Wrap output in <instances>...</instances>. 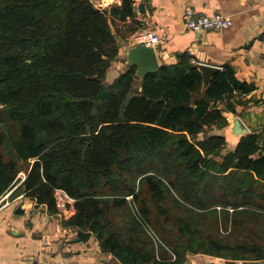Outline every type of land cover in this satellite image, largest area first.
I'll return each instance as SVG.
<instances>
[{"label": "trees", "instance_id": "trees-1", "mask_svg": "<svg viewBox=\"0 0 264 264\" xmlns=\"http://www.w3.org/2000/svg\"><path fill=\"white\" fill-rule=\"evenodd\" d=\"M133 2L107 10L91 0H0V124L2 115L16 121L15 136L0 130V195L20 180L18 162L31 159L16 189L50 212H57L54 188L64 189L75 210L64 223L82 240L94 235L122 264H180L204 253L203 245L209 254L257 256L264 247V129L224 153L216 150L224 135L205 132L227 124L219 103L235 112L254 85L225 64L203 87L185 53L142 77L132 64L106 80L119 48L113 18L132 17ZM139 172L146 174L135 190ZM108 188L116 193L98 191ZM131 203L136 211L115 222L112 210ZM216 205L230 206L231 215H219ZM140 220L153 223L170 256L146 238ZM228 221L240 236L234 245L215 236Z\"/></svg>", "mask_w": 264, "mask_h": 264}, {"label": "crops", "instance_id": "crops-1", "mask_svg": "<svg viewBox=\"0 0 264 264\" xmlns=\"http://www.w3.org/2000/svg\"><path fill=\"white\" fill-rule=\"evenodd\" d=\"M91 1L110 10L122 0ZM133 1L132 17L113 18L119 48L106 71L108 81L130 65L131 39L139 33L152 32L160 39L153 45L158 66H169L185 53L196 64L207 63L218 69L227 64L237 78L254 85L251 92L240 95L244 104H235V112L225 108V100L218 105L228 122L223 130L214 132L232 139L230 150L235 148L240 136L264 129V0ZM137 4L144 5V14L134 11ZM186 8L201 14L219 11L231 18L232 25L221 30L188 29L184 24ZM235 119L242 122L244 131L235 125ZM73 213L63 216L50 212L46 204L37 203L24 193L1 203L0 264H122L100 248L94 235L82 240L75 227L64 223ZM262 249L257 256L189 254L180 264H264Z\"/></svg>", "mask_w": 264, "mask_h": 264}, {"label": "rangeland", "instance_id": "rangeland-1", "mask_svg": "<svg viewBox=\"0 0 264 264\" xmlns=\"http://www.w3.org/2000/svg\"><path fill=\"white\" fill-rule=\"evenodd\" d=\"M107 80V79H106ZM137 81H138V79L136 78L135 79V84L137 83ZM136 87V86H135ZM227 122H228V120H227ZM0 130H2L3 132H4V134L6 135V134H8V135H16V121H14V119H13V117H12V115H2V121H1V124H0ZM216 130H223V127H221V128H218V127H215V126H213V127H211V128H206L205 129V132H207V133H211V132H214V131H216ZM203 135H202V133H200L199 135H198V137H202ZM225 137V139H224V144H223V147H217L216 148V150L218 151V152H221V153H224V152H226L227 150H230V148H231V145H232V139L231 138H227L226 136H224ZM74 139V138H73ZM172 145H175V141L174 140H170L169 142H168V145H167V148L165 149V151H172L171 150V148L170 147H168V146H172ZM3 151H4V155H5V157L6 158H9V157H11L12 156V148H11V144L9 143V141H8V139H6L5 140V142H4V145H3ZM210 156V158H212V159H219V156H216V157H213L212 155H209ZM169 157V156H168ZM170 158V157H169ZM31 162H32V160L30 159V160H27V161H19L18 162V165H19V168H20V170H19V172H18V174H17V177L20 179L19 181H18V183L12 188V191L10 192V194L5 198V200L6 201H9L10 200V197H13V196H15V195H18V194H20V193H22V189L20 188V187H18L17 189H16V187L21 183V181L26 177V174H27V171H28V169H29V167H30V164H31ZM158 163V162H157ZM200 164H202V162L200 163ZM150 169H152V168H150ZM150 169H148V170H150ZM170 169V168H169ZM171 169L172 170H174L175 171V168L173 167V166H171ZM171 169H170V171H171ZM142 172V171H141ZM141 172H139V173H135V175H134V180H133V183H134V186H135V190H137L139 187H140V183H141V181H140V177L142 176V175H144V174H146V173H144V174H142ZM168 174H169V172L168 171H166ZM155 175L156 174H158L156 171H154L153 172ZM162 177V176H161ZM164 178V177H163ZM164 183H166V181L164 182ZM177 185L178 186H180L179 185V182L177 183ZM174 189V188H173ZM182 189V188H181ZM183 191H185V189H184V186H183V189H182ZM14 191V192H13ZM98 191L99 192H101V193H105V194H110V193H113L112 191H116V189H112V188H108V189H106V190H100V189H98ZM116 193V192H115ZM1 196V195H0ZM169 198V197H168ZM129 199H131V197L129 198ZM169 200V199H168ZM3 203H4V201H3ZM137 204V203H136ZM136 204H134V203H131V206L130 205H128L127 207H124V208H115V209H113L112 211H113V215H114V217H115V222H122V223H125L126 221H125V218L122 216V215H127L128 214V212L131 214V212H135L136 211V209H137V206H136ZM165 205L166 206H168V205H170L169 204V201H167V202H165ZM216 207H217V211H218V214L219 215H223L224 214V210L225 211H228V213L231 215V212H232V209H231V207L230 206H227L226 207V209H221L222 207L221 206H219V205H216ZM67 210L70 212V211H75L74 210V202H72V203H67ZM58 212V211H57ZM68 212V213H69ZM67 213V214H68ZM221 213V214H220ZM66 214H64L63 216H65ZM229 215V216H230ZM224 216V215H223ZM149 229H150V234L147 232V230L145 229V231H146V233L148 234V236L151 238H149L147 235V239H149V240H152L154 243H155V248L157 247V249H159V247H162L161 248V250L163 251V249H164V251H163V253L165 252V253H168V255L170 256L171 255V252H170V250L166 247V246H164V244H162V242H161V240L159 239V235H158V233L155 231V229H154V225H153V223L151 224V226L149 225ZM158 235V236H157ZM215 236L217 237V238H219V239H223V240H225V241H227L228 243H231L232 245H234V244H236L240 239V236H236L235 235V233L233 232V231H230V225H229V221H228V223L226 222L225 224H223V222L221 223V225L219 226V229H218V231L217 232H215ZM238 237V238H237ZM159 239V240H158ZM154 243H152V244H154ZM159 243V244H158ZM160 250V251H161ZM204 253L206 252V254H209L210 252H211V248L210 247H208V245H203L202 246V249H201ZM160 251H157L156 249H155V254L156 255H158V256H160ZM158 252V253H157ZM226 253H228V252H226ZM173 256V255H172Z\"/></svg>", "mask_w": 264, "mask_h": 264}, {"label": "built area", "instance_id": "built-area-1", "mask_svg": "<svg viewBox=\"0 0 264 264\" xmlns=\"http://www.w3.org/2000/svg\"><path fill=\"white\" fill-rule=\"evenodd\" d=\"M184 24L185 27L194 31H202V30H221L232 25V20L228 15H225L219 11H215L211 14H201L196 13L191 8H186L184 10ZM159 37L157 34L152 32H144L135 35L131 39V44H145V45H154L159 41ZM12 189L4 192L0 196V204L7 203L5 198L10 194ZM54 200L56 209L59 214L64 215L69 211L67 210V203L74 202V198H72L64 189L62 188H54ZM131 195L126 198L129 199ZM143 224L144 228L150 234V227L147 222L144 220H140Z\"/></svg>", "mask_w": 264, "mask_h": 264}, {"label": "water", "instance_id": "water-1", "mask_svg": "<svg viewBox=\"0 0 264 264\" xmlns=\"http://www.w3.org/2000/svg\"><path fill=\"white\" fill-rule=\"evenodd\" d=\"M135 12L141 14L145 13L144 5L137 4L134 7ZM130 65L134 64L137 67L136 73L139 76H144L148 72H154L158 69V60L155 50L152 45L137 44L134 45L128 53ZM197 67L202 73L203 87H206L214 72L218 67L207 63H197ZM235 125L240 126V131H244L242 128V122L239 119H235Z\"/></svg>", "mask_w": 264, "mask_h": 264}]
</instances>
